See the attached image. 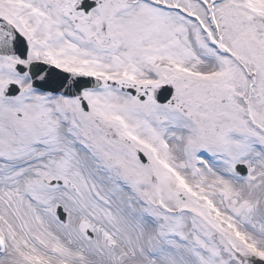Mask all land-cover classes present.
Instances as JSON below:
<instances>
[{
    "label": "snow or ice",
    "instance_id": "6c2138e0",
    "mask_svg": "<svg viewBox=\"0 0 264 264\" xmlns=\"http://www.w3.org/2000/svg\"><path fill=\"white\" fill-rule=\"evenodd\" d=\"M0 264H264V0H0Z\"/></svg>",
    "mask_w": 264,
    "mask_h": 264
}]
</instances>
